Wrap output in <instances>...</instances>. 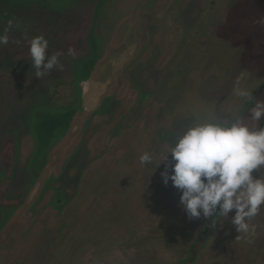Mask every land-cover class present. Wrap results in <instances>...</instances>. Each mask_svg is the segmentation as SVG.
<instances>
[{
  "label": "rangeland",
  "instance_id": "obj_1",
  "mask_svg": "<svg viewBox=\"0 0 264 264\" xmlns=\"http://www.w3.org/2000/svg\"><path fill=\"white\" fill-rule=\"evenodd\" d=\"M9 25L0 264H264V206L249 234L232 224L235 210L215 227L189 219L163 182L168 162L155 169L197 119L231 113L255 127L264 0H9L0 34ZM37 35L61 53L41 79L29 52ZM241 74L252 100L234 93Z\"/></svg>",
  "mask_w": 264,
  "mask_h": 264
},
{
  "label": "clouds",
  "instance_id": "obj_2",
  "mask_svg": "<svg viewBox=\"0 0 264 264\" xmlns=\"http://www.w3.org/2000/svg\"><path fill=\"white\" fill-rule=\"evenodd\" d=\"M11 25L0 34V45L9 42ZM49 41L37 35L29 41L34 76L49 75L59 65L61 53L48 55ZM237 78L234 93L253 99V92L240 86ZM248 112L255 127L231 113H216L190 123L162 155L155 169L164 162L163 182L180 190V206L189 219L213 217L215 227L235 210L231 222L239 233H254L249 221L264 206V176L253 177V171L264 167V127L258 121L264 116V100L254 99ZM171 154V160H169ZM142 165L151 164L153 155L143 153ZM169 166L171 170L169 171Z\"/></svg>",
  "mask_w": 264,
  "mask_h": 264
},
{
  "label": "trees",
  "instance_id": "obj_3",
  "mask_svg": "<svg viewBox=\"0 0 264 264\" xmlns=\"http://www.w3.org/2000/svg\"><path fill=\"white\" fill-rule=\"evenodd\" d=\"M0 5H9V0H0Z\"/></svg>",
  "mask_w": 264,
  "mask_h": 264
},
{
  "label": "flooded vegetation",
  "instance_id": "obj_4",
  "mask_svg": "<svg viewBox=\"0 0 264 264\" xmlns=\"http://www.w3.org/2000/svg\"><path fill=\"white\" fill-rule=\"evenodd\" d=\"M56 122V121H55Z\"/></svg>",
  "mask_w": 264,
  "mask_h": 264
}]
</instances>
